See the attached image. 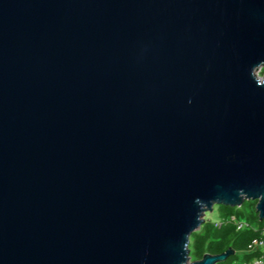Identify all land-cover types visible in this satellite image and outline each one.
I'll list each match as a JSON object with an SVG mask.
<instances>
[{
  "label": "water",
  "instance_id": "obj_1",
  "mask_svg": "<svg viewBox=\"0 0 264 264\" xmlns=\"http://www.w3.org/2000/svg\"><path fill=\"white\" fill-rule=\"evenodd\" d=\"M264 0H0V264H218L216 205L264 220Z\"/></svg>",
  "mask_w": 264,
  "mask_h": 264
},
{
  "label": "trees",
  "instance_id": "obj_2",
  "mask_svg": "<svg viewBox=\"0 0 264 264\" xmlns=\"http://www.w3.org/2000/svg\"><path fill=\"white\" fill-rule=\"evenodd\" d=\"M264 74V69L261 71ZM256 201H246L241 207L220 205L219 221H205L200 229L194 232L190 239V256L194 261L201 260L205 254H222L229 248L235 254L226 261L218 264H242L252 261L261 252H248V245L258 237L259 231L264 229V220L260 221L255 210ZM236 217L249 223V227L238 230L230 218Z\"/></svg>",
  "mask_w": 264,
  "mask_h": 264
},
{
  "label": "built area",
  "instance_id": "obj_3",
  "mask_svg": "<svg viewBox=\"0 0 264 264\" xmlns=\"http://www.w3.org/2000/svg\"><path fill=\"white\" fill-rule=\"evenodd\" d=\"M230 221L236 224L238 230H244L249 227V223L245 220L237 219L236 217L230 218ZM248 252H261V254L255 257L252 261L244 262L242 264H264V229L259 231L258 237L253 239V241L248 245Z\"/></svg>",
  "mask_w": 264,
  "mask_h": 264
},
{
  "label": "rangeland",
  "instance_id": "obj_4",
  "mask_svg": "<svg viewBox=\"0 0 264 264\" xmlns=\"http://www.w3.org/2000/svg\"><path fill=\"white\" fill-rule=\"evenodd\" d=\"M259 74L262 76L263 74L261 73V71L259 72ZM219 206L216 205L214 207V210L212 212H208L206 215H205V219L206 221L207 220H211L212 222H218L220 217H219ZM191 261H194L193 258L191 257Z\"/></svg>",
  "mask_w": 264,
  "mask_h": 264
}]
</instances>
